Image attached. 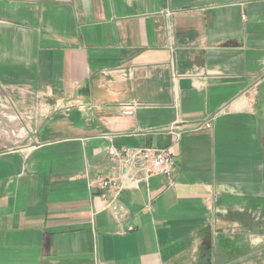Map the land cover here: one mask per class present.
<instances>
[{
  "label": "crops",
  "instance_id": "1",
  "mask_svg": "<svg viewBox=\"0 0 264 264\" xmlns=\"http://www.w3.org/2000/svg\"><path fill=\"white\" fill-rule=\"evenodd\" d=\"M151 145L172 173L108 206ZM257 213L264 0H0V264H240Z\"/></svg>",
  "mask_w": 264,
  "mask_h": 264
},
{
  "label": "built area",
  "instance_id": "2",
  "mask_svg": "<svg viewBox=\"0 0 264 264\" xmlns=\"http://www.w3.org/2000/svg\"><path fill=\"white\" fill-rule=\"evenodd\" d=\"M182 74H174V78L178 79ZM123 109L126 113L132 114L137 104H124ZM210 127L211 123L206 122L198 127ZM108 154L113 160L111 171L105 175H98L90 180L91 186L101 190V195L107 201L108 206L118 201L121 192L126 188L123 177L119 174L122 167H133L137 172L143 174L139 177L130 178L132 182L138 184L140 181L148 180L156 174L170 175L173 171V156L168 149L157 147L155 145L140 148H115L108 150ZM115 160V162H114ZM130 226L128 231L133 230Z\"/></svg>",
  "mask_w": 264,
  "mask_h": 264
},
{
  "label": "rangeland",
  "instance_id": "3",
  "mask_svg": "<svg viewBox=\"0 0 264 264\" xmlns=\"http://www.w3.org/2000/svg\"><path fill=\"white\" fill-rule=\"evenodd\" d=\"M256 216V239H251L250 243H248L247 239L244 236H241V243H244L245 246H241V250L239 254L243 258V260L240 262V264H264V221L263 214H255ZM262 220V221H261ZM240 229V228H239ZM242 231V229H240ZM248 243V244H247ZM246 245L248 246V249L246 248ZM249 252L244 255V253ZM247 257V258H245ZM232 264L233 261L229 259L228 262L219 261L215 262V264Z\"/></svg>",
  "mask_w": 264,
  "mask_h": 264
}]
</instances>
